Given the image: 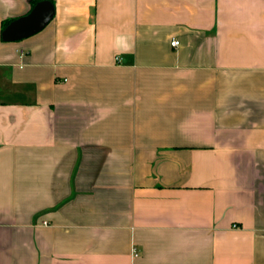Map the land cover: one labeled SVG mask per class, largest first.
<instances>
[{
  "label": "crops",
  "instance_id": "obj_1",
  "mask_svg": "<svg viewBox=\"0 0 264 264\" xmlns=\"http://www.w3.org/2000/svg\"><path fill=\"white\" fill-rule=\"evenodd\" d=\"M0 264H264V0H0Z\"/></svg>",
  "mask_w": 264,
  "mask_h": 264
},
{
  "label": "water",
  "instance_id": "obj_2",
  "mask_svg": "<svg viewBox=\"0 0 264 264\" xmlns=\"http://www.w3.org/2000/svg\"><path fill=\"white\" fill-rule=\"evenodd\" d=\"M55 9L50 1L38 2L24 17L12 21L2 32L5 42H13L33 36L42 31L54 18Z\"/></svg>",
  "mask_w": 264,
  "mask_h": 264
},
{
  "label": "built area",
  "instance_id": "obj_3",
  "mask_svg": "<svg viewBox=\"0 0 264 264\" xmlns=\"http://www.w3.org/2000/svg\"><path fill=\"white\" fill-rule=\"evenodd\" d=\"M171 44H172L173 47H177V46H179L180 41L177 40V39H173L172 42H171Z\"/></svg>",
  "mask_w": 264,
  "mask_h": 264
},
{
  "label": "trees",
  "instance_id": "obj_4",
  "mask_svg": "<svg viewBox=\"0 0 264 264\" xmlns=\"http://www.w3.org/2000/svg\"><path fill=\"white\" fill-rule=\"evenodd\" d=\"M9 22H6L5 25H4V28L8 25Z\"/></svg>",
  "mask_w": 264,
  "mask_h": 264
}]
</instances>
